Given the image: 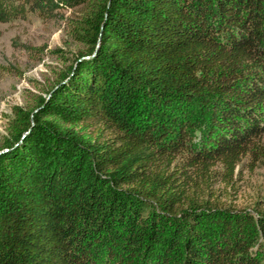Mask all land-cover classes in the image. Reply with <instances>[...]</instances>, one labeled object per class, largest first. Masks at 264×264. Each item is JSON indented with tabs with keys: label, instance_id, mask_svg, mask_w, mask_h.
Returning <instances> with one entry per match:
<instances>
[{
	"label": "trees",
	"instance_id": "obj_1",
	"mask_svg": "<svg viewBox=\"0 0 264 264\" xmlns=\"http://www.w3.org/2000/svg\"><path fill=\"white\" fill-rule=\"evenodd\" d=\"M263 2L0 0L1 23L83 6L85 43L45 95L12 106L0 264H264V210L215 219L211 188L216 167L229 181L247 153L264 158ZM205 92V137L161 126L156 109Z\"/></svg>",
	"mask_w": 264,
	"mask_h": 264
},
{
	"label": "rangeland",
	"instance_id": "obj_2",
	"mask_svg": "<svg viewBox=\"0 0 264 264\" xmlns=\"http://www.w3.org/2000/svg\"><path fill=\"white\" fill-rule=\"evenodd\" d=\"M83 12V6H76L59 10L56 18L28 13L24 19L0 22V145L13 116L12 106H32L35 98L45 95L58 75L84 51L85 43L77 37L74 28ZM215 99L216 95L211 92L191 100L174 99L169 108L156 109L155 114L160 117L162 127L174 132L186 127L192 140L197 142L205 137L210 106ZM149 107L144 98H137L133 103V117L144 119ZM110 133L103 130L104 137ZM260 142L264 146V138ZM211 188L213 201L219 206L215 219L224 218V209L236 211L235 216L229 214L242 222L255 216L264 210V158L257 160L247 153L229 181L225 180L223 168L216 167ZM210 221L217 232L221 231L220 224L213 225ZM243 228L250 239L258 240L254 225L244 223Z\"/></svg>",
	"mask_w": 264,
	"mask_h": 264
}]
</instances>
